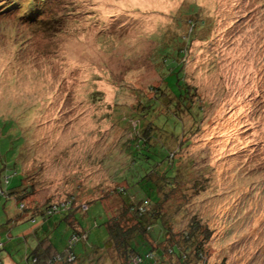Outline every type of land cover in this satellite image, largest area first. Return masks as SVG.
<instances>
[{"label": "rangeland", "instance_id": "1", "mask_svg": "<svg viewBox=\"0 0 264 264\" xmlns=\"http://www.w3.org/2000/svg\"><path fill=\"white\" fill-rule=\"evenodd\" d=\"M14 1L0 0V177H24L28 206L55 209L31 221L0 196L5 264L42 241L63 252L73 228L55 210L71 201L86 233L75 251L104 247L122 145L163 83L156 55L176 46L201 111L182 115L184 135L167 146L205 189L181 202L177 230L197 216L212 231L210 264H264V0H44L33 20Z\"/></svg>", "mask_w": 264, "mask_h": 264}, {"label": "trees", "instance_id": "2", "mask_svg": "<svg viewBox=\"0 0 264 264\" xmlns=\"http://www.w3.org/2000/svg\"><path fill=\"white\" fill-rule=\"evenodd\" d=\"M42 2L44 0H15L12 5L16 4V9L23 6L24 18L31 16L33 20L37 18L35 14ZM186 16L192 20L191 24L196 25L194 16L192 18L187 13ZM179 26L183 24L179 23ZM180 39L178 37L177 41ZM172 49L168 56L159 58L156 55L163 83L155 88L152 99L142 102L140 124L131 127L134 135L122 145L125 160L121 162L119 171L114 173V180L124 186L116 188L112 194L119 200V207L110 213L106 223L108 239L104 247L82 253L75 251L77 241L86 233L73 219L78 210L71 201L55 210H66L64 217L73 228L66 249L54 253L51 242H39L38 247L25 257L24 264H98L104 258L110 259L112 264H210L205 245L211 239L212 231L201 219L192 216L185 228L177 230L181 225V221L176 222L180 214L187 216V210H180L181 202L189 200L190 189L195 190L196 196L205 189L199 178L192 177V170L180 167L177 150L171 151L167 146L170 139L176 141L184 135L182 115L190 113L196 117L201 111L196 106L195 90L184 79L183 48L176 46ZM168 60L172 67L164 68ZM161 105H166V112L156 111ZM121 119L125 121L127 118ZM170 119L173 123H170L171 131H168L166 126ZM188 142L180 143V146H188ZM24 181L22 177L17 185L11 187L9 177H0V196L14 198L23 214L29 216L28 220H35L37 215L43 219L51 217L50 213L55 208L52 204L41 208L28 206L27 201L36 194V190L33 184H25ZM90 256L92 261L87 262ZM0 264H5L1 258Z\"/></svg>", "mask_w": 264, "mask_h": 264}, {"label": "built area", "instance_id": "3", "mask_svg": "<svg viewBox=\"0 0 264 264\" xmlns=\"http://www.w3.org/2000/svg\"><path fill=\"white\" fill-rule=\"evenodd\" d=\"M55 209V208H54Z\"/></svg>", "mask_w": 264, "mask_h": 264}]
</instances>
